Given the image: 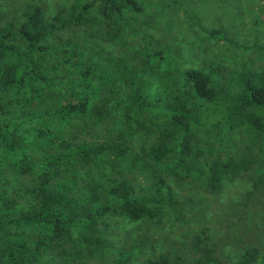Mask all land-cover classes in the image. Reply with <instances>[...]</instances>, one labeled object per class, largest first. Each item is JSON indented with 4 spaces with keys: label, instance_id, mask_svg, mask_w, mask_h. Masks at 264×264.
Listing matches in <instances>:
<instances>
[{
    "label": "trees",
    "instance_id": "obj_1",
    "mask_svg": "<svg viewBox=\"0 0 264 264\" xmlns=\"http://www.w3.org/2000/svg\"><path fill=\"white\" fill-rule=\"evenodd\" d=\"M264 0H0V264H264Z\"/></svg>",
    "mask_w": 264,
    "mask_h": 264
},
{
    "label": "rangeland",
    "instance_id": "obj_2",
    "mask_svg": "<svg viewBox=\"0 0 264 264\" xmlns=\"http://www.w3.org/2000/svg\"><path fill=\"white\" fill-rule=\"evenodd\" d=\"M261 4L264 5V3H261ZM262 10H263V13L260 14V17L262 20H264V8ZM261 29H262L261 33H264V27H261ZM260 43L262 46H264V42H261L260 40Z\"/></svg>",
    "mask_w": 264,
    "mask_h": 264
}]
</instances>
